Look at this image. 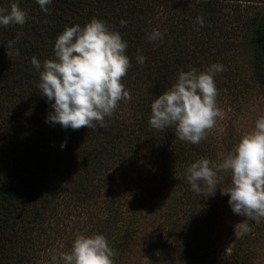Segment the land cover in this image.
Returning <instances> with one entry per match:
<instances>
[{"label": "trees", "instance_id": "16d2710c", "mask_svg": "<svg viewBox=\"0 0 264 264\" xmlns=\"http://www.w3.org/2000/svg\"><path fill=\"white\" fill-rule=\"evenodd\" d=\"M252 94L264 0H0V264H117L142 235L143 264H186L222 194L200 176L247 149L215 108Z\"/></svg>", "mask_w": 264, "mask_h": 264}, {"label": "rangeland", "instance_id": "374dc122", "mask_svg": "<svg viewBox=\"0 0 264 264\" xmlns=\"http://www.w3.org/2000/svg\"><path fill=\"white\" fill-rule=\"evenodd\" d=\"M228 125L241 126L246 154L240 158L226 156L216 172H210L206 178V173L200 176V185L196 188L211 185L214 180L222 188L216 203L215 221L218 222L208 223L202 229L203 218L193 222L190 217L187 224L195 232L198 245L186 264H210L220 249L229 251L244 233L254 236L242 245L241 254H245L250 264H264V208L259 207L264 202V96L252 94L244 100L219 102L209 126L212 135L223 133ZM251 216L254 226L248 222ZM142 236L119 256L117 264H143L142 250L147 236Z\"/></svg>", "mask_w": 264, "mask_h": 264}]
</instances>
